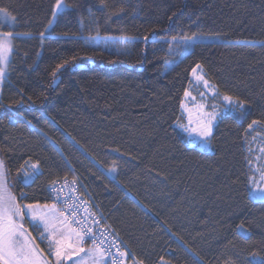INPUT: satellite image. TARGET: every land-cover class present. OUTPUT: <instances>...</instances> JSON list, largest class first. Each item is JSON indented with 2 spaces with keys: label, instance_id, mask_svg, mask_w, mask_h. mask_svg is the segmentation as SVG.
I'll use <instances>...</instances> for the list:
<instances>
[{
  "label": "trees",
  "instance_id": "trees-1",
  "mask_svg": "<svg viewBox=\"0 0 264 264\" xmlns=\"http://www.w3.org/2000/svg\"><path fill=\"white\" fill-rule=\"evenodd\" d=\"M55 3L0 0L16 16L0 24L13 33L0 158L16 203L50 204L47 186L76 175L142 264H264V201L249 196L247 165L264 142V0H64L48 29ZM194 33L220 40L170 53L168 39ZM197 65L244 102L218 118L211 153L175 127Z\"/></svg>",
  "mask_w": 264,
  "mask_h": 264
},
{
  "label": "snow or ice",
  "instance_id": "snow-or-ice-1",
  "mask_svg": "<svg viewBox=\"0 0 264 264\" xmlns=\"http://www.w3.org/2000/svg\"><path fill=\"white\" fill-rule=\"evenodd\" d=\"M65 5L62 0H56V3L52 9L53 16H55ZM16 20V16L12 14L6 7H0V24L7 23L13 24ZM52 21H49L51 24ZM26 35V34H25ZM45 33H40V38L43 39ZM197 33H194L191 37H184L185 40L193 39ZM13 38L12 32H0V79L4 76V65L7 64L9 59V53L11 52V42ZM125 40L131 38H124ZM173 40L177 37H173ZM58 68L62 65H58ZM195 71V70H194ZM198 80L203 79L197 77ZM205 85L208 84L204 81ZM185 95H189L185 92ZM225 102V111H240L243 109L244 102L239 99H233V97L224 95L222 97ZM215 106H213V112L210 115L204 113V119H201L198 126L192 128L191 131L199 136L204 145L208 144V140L205 139L212 135V121L216 118ZM261 122L253 120L248 124V129L255 130L254 126L259 125ZM191 124V119H190ZM188 131V129H185ZM264 151V149H261ZM35 168V166H33ZM262 179L260 181L252 180V183L256 184L257 189H260V185L264 184V173H261ZM3 162L0 161V264H42L40 254L36 252L34 246H30L28 236L23 229L22 221L25 217H28L33 222V227L39 231L43 227V231L40 232L41 240H48V250L51 255L56 257L57 264H63L64 259H70L69 251L76 252L77 249L84 251L81 247L86 239L91 238L93 244H96L95 237L93 235V229L91 227L80 226V230L71 227L68 224L67 218L63 217V212H59L55 205L40 206V205H18L15 197L11 192L7 191L6 184L3 180ZM260 199H264V190H261ZM58 199V198H57ZM75 205H69L66 211H73ZM27 209V211H25ZM71 223L80 225L81 222L72 219ZM104 242L101 241V244ZM95 257L94 264H103V256L105 255V249L101 247H95L89 250ZM121 255H124L121 253ZM113 264H118L116 260Z\"/></svg>",
  "mask_w": 264,
  "mask_h": 264
},
{
  "label": "rangeland",
  "instance_id": "rangeland-1",
  "mask_svg": "<svg viewBox=\"0 0 264 264\" xmlns=\"http://www.w3.org/2000/svg\"><path fill=\"white\" fill-rule=\"evenodd\" d=\"M62 3L65 5L64 0H62ZM65 9V7L63 8ZM61 9L55 16L51 17L52 23L48 25V29L51 28L53 23L55 22L57 15L63 10ZM13 24H7L3 23L1 24L2 27L8 26V27H13ZM3 32V31H0ZM131 39H128L127 41L130 42ZM220 40V37L217 35H208V34H197L193 39L191 40H185L183 38H177L175 40L173 39H168L170 42L171 46L178 44L179 49L177 51L175 50H170L171 54H176L177 52H180L181 48V55L180 58L183 57L186 53H188L191 49V46L196 43V42H213V41H218ZM91 44L95 46H114L119 50H123L125 46V41L124 40H108L104 39L101 37H94L88 40ZM11 48H12V42H11ZM11 52L9 53V59L7 64H5L3 67L5 69L4 71V76L7 72V68L11 59ZM168 67H171V64L168 65ZM195 70V71H194ZM190 83L186 89L185 92H188L189 95L183 96V99L180 104V119L175 122V127L178 129V131L186 138V142L189 146L191 147H196L197 149L211 153L213 151L212 144H211V138L207 137L205 139L208 140V144L204 145L202 139L197 136L194 132L191 131L192 128H195L198 126L199 122L201 119H204V113L209 114V118L211 113L213 112V106H215V111H216V118L212 121V134L214 132L215 126L217 124L218 118L220 117L221 114L225 113V102L223 101L222 97L224 96L223 94H220L212 83L208 81V79L205 77L204 71L202 69L201 65H197L191 72L190 74ZM197 77H202L203 79L198 80ZM0 79V82L3 80ZM56 81V80H55ZM204 81H207L208 84L205 85ZM235 100V99H234ZM190 119H191V124H190ZM188 129L186 131L185 129ZM261 149H264V142H262L260 145L256 144L254 151H248L247 153V165H248V192L249 196L255 200V201H264V199H260V193L261 190H264V184L260 185V189H257L256 184L252 183V180L255 179L256 181H260L262 179L261 173H264V151H261ZM0 161L1 158H0ZM3 173L4 177L3 180L6 184L7 191L11 192L9 189V186L7 184L6 180V174L4 170V165H3ZM32 179V176H28L25 181H30ZM32 205H37V204H32ZM48 206H52L51 204H47ZM23 206V205H22ZM44 206V205H40ZM27 211V209H25ZM59 213V212H58ZM23 224V229L25 230L28 240L30 241V246H34L36 249V252L40 254L42 264H57L56 262V257L54 255H51L48 250V240L44 239L41 240L40 238V232L43 231V227H41L39 230H36V228L33 227V222L31 221L30 218L25 217L22 221ZM29 232H32L35 236L38 237L40 241H42L44 244V249L46 252L51 256L52 258V263H49L43 255L38 251L36 246L33 243V240L31 236L29 235ZM238 233L241 234L242 236L246 237L248 235V229L240 225L238 226ZM81 247L84 249V251H80L79 249L76 250V252H72L71 250L69 251V257L70 259H64L63 264H94L95 257L89 252V250L93 249L90 246L86 245L83 243ZM258 262V260H256Z\"/></svg>",
  "mask_w": 264,
  "mask_h": 264
},
{
  "label": "built area",
  "instance_id": "built-area-1",
  "mask_svg": "<svg viewBox=\"0 0 264 264\" xmlns=\"http://www.w3.org/2000/svg\"><path fill=\"white\" fill-rule=\"evenodd\" d=\"M47 194L51 205H55L58 212H63L62 218H67L71 227L80 230V226L91 227L96 244L91 238L86 243L91 248L101 247L105 249L103 264H142L132 254L124 240L113 229L104 214L95 202L92 194L76 175L57 178L47 186ZM58 198V199H57ZM69 205H75L73 211H66ZM75 218L80 225L71 223ZM101 241L104 243L101 244ZM123 253L124 255H121Z\"/></svg>",
  "mask_w": 264,
  "mask_h": 264
},
{
  "label": "water",
  "instance_id": "water-1",
  "mask_svg": "<svg viewBox=\"0 0 264 264\" xmlns=\"http://www.w3.org/2000/svg\"><path fill=\"white\" fill-rule=\"evenodd\" d=\"M44 257V256H43ZM45 258V257H44ZM46 259V258H45ZM48 261V259H46Z\"/></svg>",
  "mask_w": 264,
  "mask_h": 264
},
{
  "label": "crops",
  "instance_id": "crops-1",
  "mask_svg": "<svg viewBox=\"0 0 264 264\" xmlns=\"http://www.w3.org/2000/svg\"><path fill=\"white\" fill-rule=\"evenodd\" d=\"M1 83V82H0Z\"/></svg>",
  "mask_w": 264,
  "mask_h": 264
}]
</instances>
